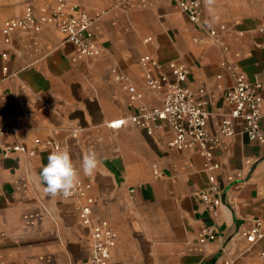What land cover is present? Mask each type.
Masks as SVG:
<instances>
[{"label":"crops","instance_id":"0c3cea01","mask_svg":"<svg viewBox=\"0 0 264 264\" xmlns=\"http://www.w3.org/2000/svg\"><path fill=\"white\" fill-rule=\"evenodd\" d=\"M68 1L97 17L98 57H79L51 25L38 33L18 31L5 43L6 18L27 6L39 11L55 3L3 0L0 5L2 123L14 129L0 138V264H91L90 232L80 220L77 200L52 199L43 191L39 173L51 153L43 144L35 146L37 138L60 143L78 170L89 147L95 148L99 166L80 178L92 183L94 217L108 219L118 232L110 264H264V239L250 244L240 233L255 220L264 221V143L236 134L211 145L224 192L214 217L198 194L209 176L199 149L169 146L173 132L165 123L153 135L129 122L108 125L128 119L140 105L113 69L128 76L147 105L162 104V92L147 86L146 74L158 72L140 64L145 55L158 59L164 73L178 63L189 67L185 85L206 91L214 135L231 110L226 91L233 80L221 61L262 82L264 99V49L258 46L264 0H215L211 11L204 5L203 27L191 24L173 0ZM210 26L218 28L217 37L206 33ZM236 126L239 131L240 123ZM15 143L35 154L5 155L4 147ZM154 164L160 177L153 174ZM207 225H213L216 239L201 244Z\"/></svg>","mask_w":264,"mask_h":264},{"label":"built area","instance_id":"2783aa9c","mask_svg":"<svg viewBox=\"0 0 264 264\" xmlns=\"http://www.w3.org/2000/svg\"><path fill=\"white\" fill-rule=\"evenodd\" d=\"M55 4L42 6L37 11L33 6H27L22 14L8 17L3 21L2 34L5 43H10L16 32L38 33L44 25L56 27L63 34L65 41L72 43L78 56L81 58H95L102 52L101 46L96 38L95 23L97 17L90 15L88 9L83 5L68 0H49ZM178 4L181 11L185 13L190 23L196 27L204 26L203 10L204 0H173ZM225 29L221 25L220 29ZM206 33L210 36L219 35L215 26L207 27ZM259 33L263 41L258 45L264 49V23L259 27ZM151 37L146 41H150ZM199 40V39H198ZM227 49V47H226ZM6 57V55H4ZM140 64L147 68L149 65L157 70V75L146 74V83L150 89L162 92V104L150 107L144 101V95L127 75L113 69L116 79L123 83L132 101L139 102L138 112L128 119H118L109 122L112 128L124 127L127 122L142 128L148 135H153L156 127L163 123L167 124L173 137L167 143L179 150L197 148L204 157V168L209 172L208 185L198 190L202 202L207 206L210 213L215 217L218 215L223 204V188L215 175L220 168V163L215 160L211 145H214L221 137H231L236 134L245 136L250 141L264 143V99L259 90L262 82L251 81L240 68L227 60L221 61V66L226 69L232 77V85L226 91V100L231 106L229 113L225 114L219 135H214L208 128L210 112L207 107L206 91L195 90L185 85L190 69L184 63L173 65L170 73H164L161 64L152 55H145L140 59ZM7 71V67L4 68ZM222 75H217L221 78ZM1 82V80H0ZM4 110L0 105V138L14 131L12 127L2 123ZM240 123V130L237 123ZM35 146L45 145L50 153L61 150L62 145L54 139H35ZM11 151H21L34 155L33 148H27L24 144L15 143L4 147V154ZM155 177L161 176L160 168L153 165ZM92 183L79 177V183L72 195L63 199H76L80 220L84 226L89 228L91 237L90 263L110 264L112 250L118 242V232L106 218H95L93 205L95 198L91 195ZM135 189H132L134 191ZM241 235L250 243L256 244L264 239V221L255 220L250 226L240 231ZM216 239V231L213 225L203 227L199 242L207 244ZM264 259V249L260 252ZM229 264V263H226Z\"/></svg>","mask_w":264,"mask_h":264},{"label":"clouds","instance_id":"9594fccd","mask_svg":"<svg viewBox=\"0 0 264 264\" xmlns=\"http://www.w3.org/2000/svg\"><path fill=\"white\" fill-rule=\"evenodd\" d=\"M204 5L211 11L214 9L215 0H204ZM214 20L215 17L208 23L211 24ZM99 163L100 159L94 147H89L83 156L79 170L75 167L67 149L53 151L48 156L47 164L42 167L39 173L45 195L52 199L58 196L70 197L79 183L81 172L85 176H91Z\"/></svg>","mask_w":264,"mask_h":264},{"label":"rangeland","instance_id":"374dc122","mask_svg":"<svg viewBox=\"0 0 264 264\" xmlns=\"http://www.w3.org/2000/svg\"><path fill=\"white\" fill-rule=\"evenodd\" d=\"M3 0H0V5L2 4Z\"/></svg>","mask_w":264,"mask_h":264}]
</instances>
